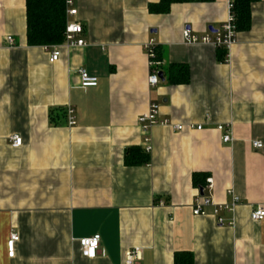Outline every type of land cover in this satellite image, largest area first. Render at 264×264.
<instances>
[{
    "label": "crops",
    "instance_id": "crops-1",
    "mask_svg": "<svg viewBox=\"0 0 264 264\" xmlns=\"http://www.w3.org/2000/svg\"><path fill=\"white\" fill-rule=\"evenodd\" d=\"M159 1L73 0L78 14L67 24L80 22L87 44H59L52 63L45 46L28 44L26 0H0V264H125L136 247L137 264H176L178 254L193 264H264V219H251L264 204V0L253 2L228 61L224 49L186 43L183 30L215 34L230 0L154 14ZM150 40L164 73L155 88ZM173 65L189 68L187 83L170 81ZM81 68L97 86H82ZM151 103L185 128L153 127L148 161L132 164L144 152L139 117ZM64 111L55 125L51 116ZM219 125L232 127L233 142ZM14 134L21 147H12ZM209 177L214 204L195 215ZM235 195L236 210L216 215ZM96 234L104 254L86 258L79 240Z\"/></svg>",
    "mask_w": 264,
    "mask_h": 264
},
{
    "label": "built area",
    "instance_id": "built-area-1",
    "mask_svg": "<svg viewBox=\"0 0 264 264\" xmlns=\"http://www.w3.org/2000/svg\"><path fill=\"white\" fill-rule=\"evenodd\" d=\"M235 3L233 0L229 1L228 6V16L227 20L215 31V34L206 33L202 36L195 34L192 30L187 27L183 30L184 40L189 44H206L214 48L224 49L227 53L226 61H228L232 46L236 44L238 38V28H237V18L234 12ZM67 8V19L75 17L78 14L77 7L74 6L73 0H66ZM84 32V27L82 24L76 20H69L66 26L64 37V44L69 46H79L84 47L87 44L85 38L83 39L82 34ZM9 44H14V39L10 36L7 38ZM45 49L50 53V61L54 63L61 56L60 46L56 45L55 47L45 46ZM149 57V64L151 66V73L148 77L150 86L155 88L159 85L161 79L159 77V61H157V43L155 40H150L144 45ZM80 78L82 81V86L85 87H95L98 85L99 80L96 77L91 76L87 69L81 68L79 70ZM149 110L145 114L139 117V124L143 131V148L144 152L149 153L152 151L153 144L151 138V130L155 126H169L174 130L181 131L185 128V125L179 123H172L170 120L161 117V111L157 104L151 103ZM68 116V125H75V111L72 108L67 109ZM193 127V126H192ZM197 129L201 130L202 126L199 125ZM218 130L223 132V141L225 143H231L234 140L233 130L231 126L219 125ZM9 141L11 142L12 147H21L23 145L22 137L18 134H14L10 137ZM253 146L255 148H261L262 143L260 141H254ZM207 184L203 188V195L198 196L194 203V213L195 215H205L206 210L204 208L209 205H213V189H214V180L209 177ZM241 202L240 197L236 196L233 199L231 204H221L216 206V215L221 213L222 209L234 212L236 205ZM251 219L254 221H261L264 219V204H259L256 207L252 208ZM218 223L221 225L226 224L223 217H218ZM234 223V222H233ZM231 225L232 223H228ZM19 240V234L17 232L11 235V239L8 242L9 245V256L14 257L15 255V242ZM101 236L96 234L89 238H83L79 240L81 245L82 255L86 258H96L101 251ZM125 264H137L143 259L142 248L136 247L131 250H127L124 253Z\"/></svg>",
    "mask_w": 264,
    "mask_h": 264
},
{
    "label": "trees",
    "instance_id": "trees-1",
    "mask_svg": "<svg viewBox=\"0 0 264 264\" xmlns=\"http://www.w3.org/2000/svg\"><path fill=\"white\" fill-rule=\"evenodd\" d=\"M213 0H160L156 4H151L150 11L154 14L168 13L173 3L186 2H211ZM257 0H233L235 3L234 12L237 18V28L246 30L251 25V6ZM28 31L27 38L30 46H48L55 47L64 42V32L67 26V8L66 0H26ZM157 61H159V52L157 51ZM160 64V63H159ZM161 65V64H160ZM159 71H161V66ZM176 68V70H174ZM170 81L172 83L185 82L189 80V68L186 65H173L170 70ZM163 73V72H162ZM164 75V73H163ZM66 112H57L51 119L55 125L56 119L65 115ZM132 152V150H131ZM130 152V153H131ZM142 158L139 161H130L132 164L146 163L148 161V153L140 152ZM132 155V153H131ZM130 155V156H131ZM130 163V162H129ZM131 164V163H130ZM199 175H195L197 185H202ZM182 254H178L176 264H193L194 257L189 255L187 260L183 261Z\"/></svg>",
    "mask_w": 264,
    "mask_h": 264
},
{
    "label": "water",
    "instance_id": "water-1",
    "mask_svg": "<svg viewBox=\"0 0 264 264\" xmlns=\"http://www.w3.org/2000/svg\"><path fill=\"white\" fill-rule=\"evenodd\" d=\"M159 77H160V79H163V73L162 72L159 73Z\"/></svg>",
    "mask_w": 264,
    "mask_h": 264
}]
</instances>
